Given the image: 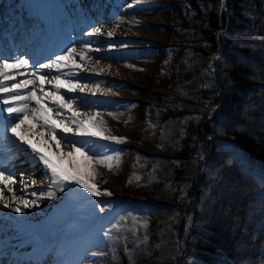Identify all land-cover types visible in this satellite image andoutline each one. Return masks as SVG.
Masks as SVG:
<instances>
[{
    "label": "rangeland",
    "instance_id": "1",
    "mask_svg": "<svg viewBox=\"0 0 264 264\" xmlns=\"http://www.w3.org/2000/svg\"><path fill=\"white\" fill-rule=\"evenodd\" d=\"M21 1L22 5H19ZM207 3L208 8L213 6L211 2ZM214 4L218 9V2ZM23 10H35L40 18L49 19V24L53 25L51 34L64 40L62 50L68 47L80 49L85 44L93 49L88 53L91 59L87 63L94 66L95 71L81 72L78 82L89 87L98 84L99 91L95 95L89 92L65 94L62 89L61 94L65 95L66 99L68 96L86 99L87 106L77 102L73 104V109L82 114L99 113L98 120L103 121L106 134L123 138L124 142L116 144L69 134L73 140L78 141L97 139L98 144L106 146L97 148L101 155H118L119 161H113L112 170L95 165V184L101 192L108 191L111 196L93 197L83 189H79L80 194L61 192L55 187L49 189L42 165L35 168L31 166L30 170H16L14 174L21 178L15 180V185H8L13 189L11 193L7 191V187L0 185L4 188V202L9 203L8 208H4L0 203V241L10 240L1 244L0 264H89L97 257L95 250L105 238L106 230L118 222L124 223L123 225L128 226L130 232L134 233L136 244L140 243L146 247L145 250L142 249L145 254L150 253L151 246L147 248L146 245L151 241V233L148 230L152 219L151 203L123 201L120 196L123 195L124 189L135 188L147 180L151 164L144 153L160 148V125L174 116L175 101L179 100V105L182 106L185 88L178 73L181 70L176 69V76L172 79L171 71L174 68L169 62L170 49L178 43L188 46L179 56L188 69L197 67L200 63L199 57L204 59L207 65L211 63L210 55L199 56L198 52L190 48L194 45H206L200 32L201 29L207 28L206 22L203 19L194 20V26L177 29L181 36L162 38L160 26L179 21L182 9L179 3L172 5L168 9L169 17L166 20L159 0H0V22L6 26L16 25V17ZM6 26L2 29L3 32L0 31V58L9 59V62H14V58L29 59L30 64L38 65L55 57L52 55L40 59L38 45L34 51H30L34 39L42 38V30L37 33L32 26L28 27L26 22H23L22 28L26 37L20 41L23 42L27 37L34 39L27 41V45H22L15 41V34H10ZM95 28H100L101 33L89 36L88 33ZM109 32L112 33L111 36H108ZM166 44L169 46L165 50V57L161 58L157 54ZM62 50L55 55L62 54ZM30 52L32 59L26 57ZM76 59L79 61V57ZM31 70L29 68L26 71L25 77L19 79L17 75L16 81L8 83L31 79L28 76ZM10 71L15 75L17 70ZM41 74H47L51 78L57 73L42 70ZM194 84H198V78L193 74L187 85ZM45 89L51 90V86L45 85ZM3 96L4 94H0V99ZM4 115L7 116L6 113ZM80 118L83 119L84 116ZM7 136L15 140L10 132ZM57 138L59 139V136ZM134 146L145 151L137 153ZM0 147V162H4L5 175L13 165L19 164L22 168L30 164L28 158L18 152L10 142L0 141ZM23 147L28 148L27 145ZM56 150L53 142V147L45 149V152L51 155ZM60 151L71 152L72 147L62 142ZM28 152H31L30 148ZM74 156L78 164L83 163L79 153H74ZM125 162H129L134 168H131L128 175L121 170ZM214 163L212 161V166ZM72 164V157L63 162V166L68 168L72 167ZM238 179L239 186L235 181L238 194H244L246 198L242 205L238 202L239 197L233 203L232 213H229L226 222V227L232 231L229 238L230 248L222 250L217 264H264V174L257 171L243 172ZM32 180L36 181L35 186L31 184ZM72 187L78 189V186ZM41 191H51L55 195L52 199L38 198ZM33 192L36 195H33ZM20 198L37 200V206L25 209L20 204L22 211L17 213L13 209ZM93 202H96L95 205ZM104 204L110 207L101 213L99 208ZM156 221L157 219L154 220ZM188 223L189 220L185 226ZM45 227H50L45 232L46 238L42 239L38 234H34ZM28 234H34L30 246L22 251L26 252L25 255L19 254L16 246L10 242L18 236L26 237L21 243L28 242ZM205 236H209L208 230L204 231V235L199 234L197 237ZM42 242L44 245L40 246ZM196 253L199 256L195 258L194 264H205L200 259L204 251L197 250Z\"/></svg>",
    "mask_w": 264,
    "mask_h": 264
},
{
    "label": "trees",
    "instance_id": "2",
    "mask_svg": "<svg viewBox=\"0 0 264 264\" xmlns=\"http://www.w3.org/2000/svg\"><path fill=\"white\" fill-rule=\"evenodd\" d=\"M159 2L166 20L172 5L182 9L179 21L160 26L162 38L181 36L177 29L194 26V20L206 22L200 30L206 45L190 48L199 56L210 55L211 63L199 57L197 67L188 69L179 59L188 46L178 43L170 49L172 79L181 70L185 88L182 106L175 101L174 116L160 125L159 149L133 147L145 151L151 169L147 180L124 189L120 200L151 203L146 245L151 252L145 254L146 247L118 222L106 230L109 235L89 264H194L197 250L204 251L200 259L205 264H217L222 250L230 248L226 222L233 203L239 197L242 205L246 198L235 181L239 186L243 172L264 174V0ZM168 46L157 55L165 57ZM193 74L198 84L188 86ZM130 165L123 163L124 174L134 170ZM207 230L208 237H197Z\"/></svg>",
    "mask_w": 264,
    "mask_h": 264
},
{
    "label": "snow or ice",
    "instance_id": "3",
    "mask_svg": "<svg viewBox=\"0 0 264 264\" xmlns=\"http://www.w3.org/2000/svg\"><path fill=\"white\" fill-rule=\"evenodd\" d=\"M100 33L101 29L95 28L88 35L95 36ZM111 35L112 33L109 32L108 36ZM91 51L93 49L87 44L80 49L68 47L62 50V54H57L48 62L38 65L30 64L29 59L14 58V62H9V59L0 58V94H4L0 99V125H3L0 128V141L10 142L18 152L28 158V162L33 168L42 165L49 189L55 187L61 192L76 193H79V189H83L93 197L111 196L108 191L101 192L95 184L97 175L95 165H102L112 170L113 161L118 163L119 157L118 155H101L97 148L106 146L98 144L97 139L116 144L123 143L124 140L106 134L103 121L98 120L99 113L82 114L73 109V104L77 102L87 106L86 99L76 96H68L66 99L65 95L61 94L62 89L65 90V94L89 92L95 95L99 91L98 84L89 87L87 84L82 85L78 82L81 72L95 71L94 66L87 63L91 59L88 55ZM95 51H99V49H95ZM76 57H79V61ZM29 68L32 69L28 72L31 79L8 83L16 81L17 75L25 74V72L19 71L20 69L27 71ZM13 69L17 70L15 75L10 71ZM42 70L54 71L57 74L49 78L47 74H41ZM45 85H50L51 90H46ZM82 115L83 119L80 118ZM9 132L15 137V140H11L7 136ZM70 133L75 137L97 139L73 140L69 136ZM53 142L57 150L49 155L45 149H51ZM62 142L70 144L72 151H60ZM24 145H27L31 152H28V148H24ZM74 153H79L83 158L82 164L76 162ZM69 157L73 158L72 167H64L63 162ZM13 176L14 173L5 175L3 164L0 162V185L7 187L9 192L13 191L11 187H8L15 183ZM31 184L35 186L36 181L32 180ZM72 186H78V189ZM33 195L36 193L33 192ZM54 195L55 193L51 191H41L38 198L52 199ZM0 203L4 208L9 207V203L4 202L3 187H0ZM95 203L93 202L94 205ZM20 204L26 209L37 206V200L28 201L20 198L13 211L20 213L22 211ZM108 207H110L108 204H104L99 208V212H105ZM113 227L116 226L113 225ZM104 235L108 236L109 234L105 232ZM145 239L147 238L145 237Z\"/></svg>",
    "mask_w": 264,
    "mask_h": 264
},
{
    "label": "bare ground",
    "instance_id": "4",
    "mask_svg": "<svg viewBox=\"0 0 264 264\" xmlns=\"http://www.w3.org/2000/svg\"><path fill=\"white\" fill-rule=\"evenodd\" d=\"M19 5H22V1H21V3L19 4ZM25 10V9H24ZM24 10L22 11V12H20V13H18V15H17V17H16V19H17V24L16 25H14V26H12V28L14 29V32H15V34H17V38H18V40H19V42H21L20 41V39L21 38H23V37H26V35H25V32H22V30L20 29L21 28V25H20V21L22 20V19H25L26 18V16H25V12H24ZM24 14V15H23ZM32 18H34V17H32ZM32 18H30L29 19V21L32 19ZM35 19V18H34ZM5 26V25H4ZM27 36H29V35H27ZM33 39V37H31V39H29L28 37H27V39H25L23 42H21V44L22 45H27L28 43H27V41H31ZM38 40H40V38H38L37 40H36V42H35V45L37 44V41ZM47 41H48V43H49V45L48 46H46V48L45 49H40L38 52H40V55H41V58L40 59H42V58H44L45 56H52V55H54L55 56V53H58V52H60L61 50H62V48L60 47L58 50H55V48L58 46V38L56 37V35L54 36L53 34H50V37L49 38H47ZM21 45V46H22ZM36 48L34 47L33 49H32V51H34ZM55 50V51H54ZM31 51V52H32ZM30 52V54L28 53V54H26V57H31V59H32V57H33V55H32V53ZM42 52V53H41ZM31 62H32V60H31ZM19 71H23V72H25V74L23 75V76H20V75H18V78L20 79V78H23V77H25L26 76V71L24 70V69H20ZM0 127H2V125H0ZM1 149H2V147H0ZM23 161V159L22 160H20L19 161V163H21ZM2 164H4V162H2ZM21 166L19 165V164H17V165H13L12 166V169H9L8 170V173L6 174V175H8L9 173H14L16 170H20V169H27V170H30V167H31V164H29V165H27V166H24V167H22V168H20ZM18 175V174H17ZM18 178H21L20 176H17L16 177V175L14 174V176H13V179L14 180H17ZM14 185H15V183H13ZM11 193V192H10ZM50 228V227H49ZM48 227H45V228H42V229H40V230H37V232H35L34 234H38L42 239H44V238H46V234H45V232L49 229ZM34 234H28V236H27V239H28V242H24V243H21V240L22 239H26V237L24 236H18V237H15V238H13L14 240H12L10 243H12V244H14L15 246H16V251L17 252H19V254L20 253H22V254H25L26 252H22V251H24V250H26V249H28L27 247L28 246H30V243H31V239H33V235ZM48 234V233H47ZM30 239V240H29ZM10 240H5V241H0V247H2V245L1 244H3V243H8ZM44 245V243L42 242V243H40V246H43ZM4 250V249H3ZM18 256V255H17Z\"/></svg>",
    "mask_w": 264,
    "mask_h": 264
}]
</instances>
